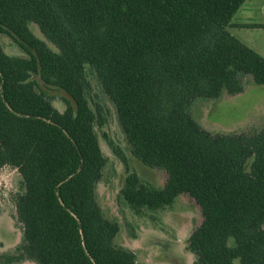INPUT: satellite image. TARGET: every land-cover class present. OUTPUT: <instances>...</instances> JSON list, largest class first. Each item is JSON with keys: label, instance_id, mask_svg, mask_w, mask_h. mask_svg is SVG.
<instances>
[{"label": "trees", "instance_id": "obj_1", "mask_svg": "<svg viewBox=\"0 0 264 264\" xmlns=\"http://www.w3.org/2000/svg\"><path fill=\"white\" fill-rule=\"evenodd\" d=\"M244 1L0 0V170L19 174L10 227L21 235L0 264H141L97 198L109 109L90 73L130 153L165 175L157 188L127 171L129 207L186 194L201 212L186 237L192 264H264V124L217 133L190 113L247 76L264 85V57L228 29ZM48 89L70 98L60 108ZM11 236L2 230V245Z\"/></svg>", "mask_w": 264, "mask_h": 264}, {"label": "rangeland", "instance_id": "obj_2", "mask_svg": "<svg viewBox=\"0 0 264 264\" xmlns=\"http://www.w3.org/2000/svg\"><path fill=\"white\" fill-rule=\"evenodd\" d=\"M34 30L37 32V28ZM231 33L240 40L243 34L249 35L247 32ZM251 35L264 40V34L260 37L255 33ZM3 43L7 50L22 53L11 39L6 38ZM250 48L255 50V47ZM90 76L98 99L109 109L106 110L108 115L104 126L108 138L100 137L107 163L102 180L97 184L96 193L104 215L118 221L120 225L114 242L134 251L141 264H192L195 256L186 249V237L201 220L198 205L188 195L180 194L170 206L157 210L142 208L137 214L119 196V189L127 171L134 170L157 188L163 186L165 175L145 166L130 153L111 103L101 92L92 73ZM247 77L249 80H244V88L239 93L214 99L197 98L190 107L192 117L205 129L217 133H238L261 127L264 124V85L255 83L250 76ZM47 92L54 97L53 103L60 108L62 99L70 98L61 89H48ZM18 190V172L9 166L4 167L0 170V233L4 230L12 235L7 241H3V245L0 243L4 252L13 251L12 245L21 236L19 231L10 227L13 222L10 217L13 210L12 196Z\"/></svg>", "mask_w": 264, "mask_h": 264}, {"label": "crops", "instance_id": "obj_3", "mask_svg": "<svg viewBox=\"0 0 264 264\" xmlns=\"http://www.w3.org/2000/svg\"><path fill=\"white\" fill-rule=\"evenodd\" d=\"M252 23L264 24V0H245L233 15L228 28L231 32H247L249 35L243 34L241 40L238 37L236 38L248 47H255V51L264 57V40L251 35L255 33L260 37L261 34H264V26H245L246 24Z\"/></svg>", "mask_w": 264, "mask_h": 264}, {"label": "flooded vegetation", "instance_id": "obj_4", "mask_svg": "<svg viewBox=\"0 0 264 264\" xmlns=\"http://www.w3.org/2000/svg\"><path fill=\"white\" fill-rule=\"evenodd\" d=\"M1 244H2V242H0ZM3 248V247H2ZM4 251V249H1V246H0V252H3Z\"/></svg>", "mask_w": 264, "mask_h": 264}]
</instances>
